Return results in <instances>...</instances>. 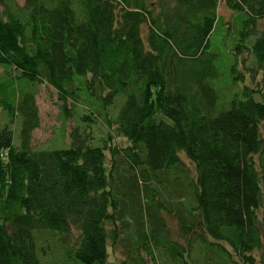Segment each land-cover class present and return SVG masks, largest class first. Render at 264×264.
<instances>
[{
    "label": "trees",
    "instance_id": "trees-1",
    "mask_svg": "<svg viewBox=\"0 0 264 264\" xmlns=\"http://www.w3.org/2000/svg\"><path fill=\"white\" fill-rule=\"evenodd\" d=\"M261 21L264 0H0V264H42L43 231L72 237L60 264H108L109 248L119 264H254ZM218 58L231 80L223 100ZM16 77L51 86L64 118L86 105L66 147H33L39 110Z\"/></svg>",
    "mask_w": 264,
    "mask_h": 264
},
{
    "label": "rangeland",
    "instance_id": "rangeland-1",
    "mask_svg": "<svg viewBox=\"0 0 264 264\" xmlns=\"http://www.w3.org/2000/svg\"><path fill=\"white\" fill-rule=\"evenodd\" d=\"M19 5H23L25 0H15ZM218 14L221 15L224 20L231 19L232 11L224 6L221 3L218 7ZM259 28L264 30V21L259 22ZM147 31V27H142V36L145 37ZM226 41L229 40L226 38ZM243 56L247 59L246 66L250 65V55L247 53L243 54ZM244 65V64H243ZM242 64L240 65V69L245 73V83L247 85H253L255 81H252L246 68H244ZM216 66L219 70V77L214 80V85L219 90L220 99H226L228 97V88H230L231 80L228 73V62L224 58L221 60L218 58L216 60ZM4 67L0 65V76L3 75ZM264 72V71H263ZM260 73V72H259ZM262 73H260L261 76ZM12 75L15 73L12 71ZM259 76V77H260ZM258 77V79H259ZM241 84V83H240ZM239 84V87L241 86ZM14 87L18 90L32 92L35 95V100L39 110V119L40 124L39 127L36 128L32 132V145L34 148L42 149V148H52V147H66L69 143V133L73 126H75L79 122L78 116L82 113L87 112L86 105L84 103L75 104L73 106V116L70 118H64L61 114V102L57 99V95L55 90L47 85L46 83H32L24 78L16 77L14 79ZM72 105V104H70ZM7 122V115L3 109H0V127ZM18 122L20 120L17 118L16 123L14 124L15 131L18 129ZM92 130L96 134V136L105 134L106 128L104 126L102 118L97 115L96 122L93 124ZM262 131H264V126L262 125ZM113 141L115 143L125 145L126 140L114 136ZM16 142V141H15ZM183 162L188 165L191 171H194V165L186 158V156L180 152L179 153ZM259 212V218L261 220L262 233H263V242L260 249H256L252 252L254 257V264H264V220L262 218L264 208H261ZM263 220V221H262ZM72 241V237L67 238ZM66 239V240H67ZM36 240L38 245H42L43 251L39 253L40 261L42 264H60L62 258V247L66 243V240L61 235H55L53 233H49L47 231H43L36 234ZM67 243V244H68ZM122 259V253L119 249L112 251L109 248V255L107 258L108 264H119Z\"/></svg>",
    "mask_w": 264,
    "mask_h": 264
}]
</instances>
